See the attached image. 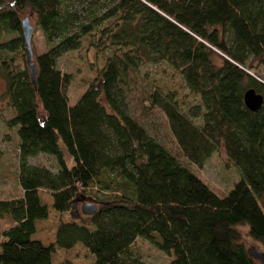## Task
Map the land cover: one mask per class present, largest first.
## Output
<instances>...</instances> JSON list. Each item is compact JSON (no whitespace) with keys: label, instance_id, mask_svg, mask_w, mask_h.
Returning <instances> with one entry per match:
<instances>
[{"label":"trees","instance_id":"trees-1","mask_svg":"<svg viewBox=\"0 0 264 264\" xmlns=\"http://www.w3.org/2000/svg\"><path fill=\"white\" fill-rule=\"evenodd\" d=\"M29 8L45 51L33 57V89L26 69L8 55L24 52L19 13ZM0 75L18 139L21 195L0 200V264H51L54 248L81 245L93 264H149L132 257L136 239L163 253L165 264H259L235 230L264 244V0H0ZM112 48L89 85L67 105V74L56 60L83 37ZM214 59L219 61L218 64ZM25 61V60H24ZM165 63L178 73L198 104L183 111L171 94L154 92L150 108L164 116L184 159L201 168L222 147L239 179L217 196L182 166L129 114V77L144 64ZM262 97L257 112L243 105L245 91ZM45 154L57 170L27 163ZM64 155L70 160L68 166ZM66 213L77 198L96 203L91 229L59 223L54 244L32 240L47 209ZM59 264H71L68 261Z\"/></svg>","mask_w":264,"mask_h":264},{"label":"rangeland","instance_id":"rangeland-1","mask_svg":"<svg viewBox=\"0 0 264 264\" xmlns=\"http://www.w3.org/2000/svg\"><path fill=\"white\" fill-rule=\"evenodd\" d=\"M27 17L30 26L33 28L30 45L33 57L45 51L42 36L35 25V17L25 8L19 13V19ZM19 34H1L0 40L5 41ZM98 35L83 37L77 50L63 54L56 60V68L63 74L70 77L66 89L67 105H73L83 91L91 84L97 86L98 72L105 60L114 52L112 48L98 50L93 44L98 40ZM13 59V70L26 69L24 52L19 55H8ZM3 58H0V61ZM216 64L219 63L214 59ZM254 70L251 73L257 75L264 81V69L251 62ZM129 89L127 94L128 110L131 118L136 121L144 130L153 137L167 152H169L182 166L191 171L202 183L215 192L217 196H224L233 183L239 179L237 169L228 161L222 147H219L201 166L197 168L189 164L182 156L176 143L172 139L163 114L156 108H150L148 98L150 94L158 92L162 95H173L180 108L185 111L188 107L197 105L198 98L192 96L184 86L178 73L173 71L165 63L144 64L129 77ZM5 94V83L0 75V200L15 199L21 195L17 185L19 152L18 139L15 129H9L6 121L12 117L11 110L7 107ZM67 165H70L69 158L64 155ZM27 163L33 166L44 167L52 172L57 170L53 157L39 154L27 158ZM40 203L47 209L45 220L34 223L35 232L32 240L41 244L53 245L54 233L59 223L74 222L91 229L89 219L79 212L82 203H93L89 199L77 198L72 202L66 213L58 214L51 208V199L47 192L37 191ZM98 206L96 203H93ZM12 223L7 219H0V234ZM235 230L241 237V243L245 250L256 249L264 254V244L252 241L247 236V228L238 226ZM1 241V235H0ZM132 257L149 264H165L168 258L161 252L154 249L143 239H136L129 248ZM68 261L71 264H93L92 256L79 244L70 250L54 248L51 255V264H59Z\"/></svg>","mask_w":264,"mask_h":264},{"label":"water","instance_id":"water-1","mask_svg":"<svg viewBox=\"0 0 264 264\" xmlns=\"http://www.w3.org/2000/svg\"><path fill=\"white\" fill-rule=\"evenodd\" d=\"M20 34L23 40L24 46V60L26 64V70L29 77V82L32 88H35V76H36V67L33 61V54L31 50L30 40L33 32V28L30 26L28 18L25 17L19 21ZM242 101L244 107L252 113L257 112L262 103V97L253 90L249 89L244 92L242 96ZM97 208L93 203H82L79 206V212L82 216L90 218ZM248 256L258 262L259 264H264V254L256 249L247 250Z\"/></svg>","mask_w":264,"mask_h":264}]
</instances>
